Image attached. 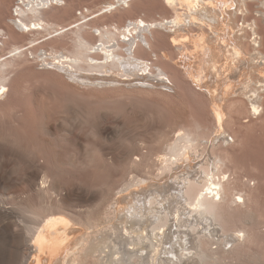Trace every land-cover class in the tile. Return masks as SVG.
I'll return each instance as SVG.
<instances>
[{
    "label": "rangeland",
    "instance_id": "374dc122",
    "mask_svg": "<svg viewBox=\"0 0 264 264\" xmlns=\"http://www.w3.org/2000/svg\"><path fill=\"white\" fill-rule=\"evenodd\" d=\"M16 1L0 0V28L3 33L0 36V48L2 52H6L15 43L22 45L30 38L41 36L31 32L22 34L17 27L8 22L12 17V9ZM105 1L107 0H64L61 6L49 7L44 11L54 15L59 22L67 24L68 21H73L78 17L79 11L85 12L88 8L89 11L86 13L93 12ZM222 2V7L225 9L223 15L228 17L220 16L219 24L222 27L218 26L220 32L218 39L207 25L193 21H187L178 27L173 25L172 28H169L170 24L167 27L150 26L141 34L143 41L137 38L136 55L151 64L150 75L156 74L157 69L162 68L168 74L169 80L166 84L170 87H163L158 80L148 78V82H144L148 85L119 82L109 87L98 89L85 87L84 89L68 84V80L63 75L61 77V74L54 73L55 71L40 70L42 62L37 59L34 60L35 56H33L36 50L42 47L49 51L53 44L54 47L65 52L64 49L72 47V34L69 32L61 36L59 40L39 43L29 50L24 45L23 50L26 52L22 51L21 55L9 59L12 66H9L12 69L9 76L10 86L5 101L0 103V121L2 119L13 121L10 127L13 132L23 138V145H19L14 140H5V136L0 135V145L5 144V147L11 148L10 151L0 152V175H8V179L3 182L0 181V204L8 208L6 212L0 209V227H2L1 232H3L0 236V264H27L31 258L29 243H18L20 236H12L18 233L24 221L28 220L27 217L30 218V209L32 207L37 208V204L39 207L42 201L33 191H30L31 189L27 184L20 182L23 167L14 153L16 150H25V141L30 140L38 144L40 152L37 154L38 157L35 156V161H38L42 172L48 176L49 183L54 181L59 185L58 191L53 193L51 198L53 200L64 199L65 202L73 205L79 204L84 211L94 208L90 213L93 216L97 215L98 212L100 213L105 207L107 208L110 200L117 196L115 192L124 188L122 185L124 186L125 181L135 177L134 180L146 179L148 185L154 183L166 186L167 183L174 180L173 176L181 175L176 173L184 167L186 169V166L174 167L176 169L174 174H160L158 168L162 166L159 162L163 148L162 143L166 144L173 141L179 133L178 128L180 126L193 127L196 123L202 125L199 131H206H203L206 136L202 142L208 140L209 143H204L203 154L193 161L190 160V164L213 156V152L226 154L223 169L230 174V186L242 190L245 195L244 204L239 206L233 204L231 208L226 207L228 211L225 208L226 213L224 215L228 221V227H241L245 231L243 241L236 243L231 248H226L225 263L264 264V58H262L264 56V8L261 6L260 0H225ZM229 4L232 7H229ZM218 13L221 15V10H218ZM173 16V9L168 7L164 0H132L128 6H120L106 17L99 15L88 20L81 32L89 41L94 42L98 40V37L92 35L91 26L101 27L112 23V25L122 28L129 22V18H143L147 21L152 19L170 21ZM229 20L230 23H226ZM253 22L256 23L254 28L258 33L259 45H254L252 42L253 35L249 23ZM227 31L230 32L227 33ZM198 33L204 34L207 39L214 40L211 49L215 44L213 50H216L217 53L219 50L223 53L226 51L224 56L217 55L221 64L231 63L227 48L232 49L237 41L240 46L243 45L241 46L242 51L245 52L243 60L237 61L238 68L231 72L234 76L230 80H226V85L220 84L218 91L223 98L220 103L224 112L226 111L223 129L232 136V139L228 143H216L218 140L212 141L215 143L212 148L209 147V144H211L210 140L214 136L213 130L216 122L211 110L210 99H208L204 87L193 82L187 73L189 66L201 67L202 56L196 47ZM183 36L185 39L182 38ZM173 38L183 39L184 44L174 42ZM231 42L233 46H231ZM220 43L222 44L219 45ZM118 44L125 46V42L120 39H118ZM216 45L217 49L215 48ZM254 48L261 51L262 55L255 53ZM119 51L122 50L119 49ZM227 56L229 60H227ZM144 74L148 75L147 73ZM249 75L251 76L249 88L242 91L243 83L247 81ZM208 79L206 81L209 82ZM258 79L261 82H258ZM241 83L242 87L240 86ZM227 85L229 90L226 89ZM235 87L237 89L241 87V89L236 90ZM42 88L44 92H52L56 96L69 94L76 95L80 99L91 100L92 103H89L88 107L94 113L93 116L91 115L92 117H88V121H91L101 108L103 111L102 124L106 128H117L118 136L116 135L111 139H101L100 142L89 131L90 127L87 123L89 128L85 127L86 124L74 128L81 135L79 148L70 145L61 138H58V141L52 139L42 131L39 121L43 113L49 114L48 116L53 115L58 107L54 104L55 102L53 104L48 103L49 99L42 93H36L37 89ZM254 90L260 95L263 108L255 115L251 112L247 98V95H251ZM151 136H159L161 139V141L159 139V144L148 141ZM124 138L126 139L123 140ZM96 145L101 149L97 148ZM129 145L130 149L132 147L131 155H128V159L121 160V154L129 150ZM21 148L22 150H20ZM147 154L150 156L148 157ZM112 157H116V159L112 161ZM132 158L137 161L140 158L138 163L142 162L141 159H145L146 162L143 160V164L134 166L129 161ZM132 188L122 192L127 194L129 191L130 193L136 189V186L134 189ZM130 197L131 195L128 196L127 200ZM96 204L98 205L94 206ZM109 215L107 216L110 217ZM212 247L220 249L218 244H212ZM47 259L49 258L43 259L44 264L47 262L49 264L50 260ZM82 264H94V260L87 259Z\"/></svg>",
    "mask_w": 264,
    "mask_h": 264
},
{
    "label": "bare ground",
    "instance_id": "6f19581e",
    "mask_svg": "<svg viewBox=\"0 0 264 264\" xmlns=\"http://www.w3.org/2000/svg\"><path fill=\"white\" fill-rule=\"evenodd\" d=\"M130 1L132 0H107L97 10L90 13H86L89 11L88 8L85 12L79 11L77 18L63 24L54 15L45 13L44 10L53 6L59 7L64 0H17L12 9V17L8 22L17 27L22 34L31 32L41 36L30 38L22 45L15 43L6 52H2L0 48V103L5 101L9 91V76L12 72L9 67L11 66L9 59L22 54V51L26 52L23 50L24 45L29 50L39 43L50 40L53 42L59 40L66 33H71L72 47L64 49L65 52L52 44L49 51L41 47L36 50V53H31L35 54L33 55L35 56L34 60L37 59L42 62L40 70L55 71L54 73L61 74V77L63 75L68 80V84L77 86V88L93 87L92 89H98L119 82L148 85L144 83L148 82V78L158 80L163 87H170L166 84L169 80L168 74L162 68L157 69L156 74L150 75L151 64L136 55L137 38L143 41L141 34L150 26L167 27L170 24L169 28H172L173 25L176 27L180 24L184 25L187 21L207 25L216 39L220 36L218 26L222 27L219 21L220 16L225 13V9L222 7V1L225 0H164V3L174 11V16L170 21H164V19L147 21L143 18H129V22L122 28L112 25V23L101 27L91 26L92 35H97L98 40L96 41L98 43L89 41L82 34L81 29L88 20L99 15L106 17L118 7L128 6ZM260 4L264 8V0H260ZM218 10H221V15ZM223 16L226 17L227 15ZM222 22L224 21L222 20ZM226 23H230V20ZM255 24V22L249 23V27L253 35L252 42L254 45H259L258 33L254 28ZM227 33L226 35H228ZM2 34L0 28V36ZM204 34H199L196 40V47L202 56L201 67L189 66L187 73L193 82L204 87L207 97L210 99L211 110L216 122L213 130L214 136L210 140L211 144H209V147L212 148L215 146L212 141L218 140L216 143H228L232 139V136L223 129L226 111L224 112V108H222L220 102L223 98L218 91L220 84L224 85L226 80L228 81L234 76L231 72L238 68L237 64L239 60H243L245 52L242 51L241 46L243 45L240 46L238 41L234 46L231 42L232 49L227 48L231 63L221 64L217 55L226 53L225 49H223L224 53L220 50L217 53L216 50H213L215 44L211 49L214 40L207 39ZM182 38L185 39L184 36ZM118 39L125 42V46L119 45ZM183 39L173 38V41L184 44ZM222 40L224 41V39ZM227 46L229 47V44ZM215 48L217 49V45ZM254 50H256L255 53L262 55L261 51L255 48ZM192 62L194 64V61ZM250 75L247 81L242 80L244 82L243 87L241 86L242 83L240 84L242 91L249 88ZM243 79L245 80V78ZM258 82L261 80L258 79ZM235 83L238 84V82ZM42 89H37L36 93H42L49 99L48 103L53 104L55 102L54 104L58 107L53 115L48 116L49 114L43 113L39 121L42 131L52 139L58 141V138H61L70 145L79 148L81 135L74 128L75 126H82V124H86V127L87 123L90 127L87 126L89 131L100 142L101 139H111L117 135V128H106L102 124L103 111L101 108L99 113L91 121H88V117L93 116L94 113L88 107L89 103H92L91 100L80 99L76 95L69 94L59 95V97L52 92H44ZM238 89L236 88V90ZM247 98L251 112L254 115L258 114L263 109L260 95L254 90L251 95H247ZM12 122L11 119L0 121V135L3 134L5 140H14L19 145H23V138L13 132L10 127ZM199 128H202V125L198 123L193 127L180 126L178 128L179 133L173 141L166 144L162 143L161 160H159L162 166L158 168L160 174H174L176 173L174 167L186 166V169L184 167L176 173L181 175H172L174 180L171 183L166 182V186L154 183L148 185L146 179L134 180L135 177L133 179L131 177L132 180L124 182L123 189L115 192L117 196L110 200L107 208L105 207L100 213L98 212L97 215L93 216L90 213L94 208L84 211L79 204L73 205L65 202L64 199L53 200L51 198L52 194L58 191L59 185L54 181L49 183L48 176L42 172L38 161H35V156L40 152L38 144L26 139L25 150L21 148L22 151L16 150L14 153V150L13 152L23 167L20 182L27 184L31 189L30 191H33L42 200L39 207L37 204V208L32 207L30 209V218L27 217L28 220L24 221L18 233L12 235L13 237L20 236L18 243H29L31 258L27 264H44V258H49L47 259L50 260L49 264H82L87 259H93L94 264H226V248H231L236 243L243 241L245 231L241 227H228V221L224 215L226 213L225 208H231L233 204L235 206L244 204L245 195L242 190L230 186V174L223 169L226 154L213 152V156L190 164V160L193 161L203 154L204 143H209L208 140L202 142L206 136L204 135L206 131H199ZM85 132L87 133V130ZM159 139V136H151L148 141L159 144L161 141ZM4 145H0L1 153L11 150ZM96 146L100 148L98 145ZM131 150L132 147L130 149L129 145V150L121 154V160L128 159ZM116 157H112V161ZM132 159L129 161L134 166L143 164L145 161V159H141L142 162L138 163L140 158L139 161ZM6 179H8L7 174L0 175L1 182ZM132 186L134 188L136 186V189ZM128 188L134 190L124 194L123 192ZM129 195L131 197L127 200ZM0 209L4 212L8 211L7 206L3 204H0ZM106 213H111V215L107 214L110 217ZM101 224L103 225L99 227ZM1 228L0 236L3 233ZM212 244H218L220 249H214ZM20 245L18 246L21 249L22 245L21 247Z\"/></svg>",
    "mask_w": 264,
    "mask_h": 264
}]
</instances>
